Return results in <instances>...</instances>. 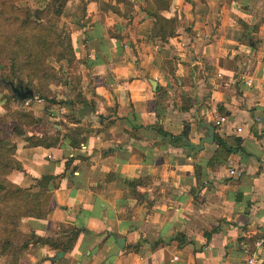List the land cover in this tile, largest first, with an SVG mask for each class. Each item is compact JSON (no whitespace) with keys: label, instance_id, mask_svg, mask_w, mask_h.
I'll list each match as a JSON object with an SVG mask.
<instances>
[{"label":"crops","instance_id":"crops-1","mask_svg":"<svg viewBox=\"0 0 264 264\" xmlns=\"http://www.w3.org/2000/svg\"><path fill=\"white\" fill-rule=\"evenodd\" d=\"M61 20L69 77L54 100L9 97L33 121L6 176L46 199L24 233H79L14 264H245L264 232V0H66Z\"/></svg>","mask_w":264,"mask_h":264},{"label":"rangeland","instance_id":"rangeland-1","mask_svg":"<svg viewBox=\"0 0 264 264\" xmlns=\"http://www.w3.org/2000/svg\"><path fill=\"white\" fill-rule=\"evenodd\" d=\"M4 6L0 14V135L8 139L1 153L9 158L15 129L23 130L33 121L22 103L13 104L9 99L13 97L10 82L22 81L33 88L34 95L54 100V85L69 77L58 61L69 52L67 30L61 20L65 5L61 14L56 13L60 3L54 0H5L0 8ZM18 229L16 239L30 237Z\"/></svg>","mask_w":264,"mask_h":264},{"label":"trees","instance_id":"trees-1","mask_svg":"<svg viewBox=\"0 0 264 264\" xmlns=\"http://www.w3.org/2000/svg\"><path fill=\"white\" fill-rule=\"evenodd\" d=\"M4 1L5 0H0V3H4ZM54 1H59L60 8L56 9V13L61 14L66 0ZM5 9V6L0 8V14L4 12ZM2 78L4 79V76ZM15 131L20 133L19 129H15ZM4 141L6 143H4ZM239 141V138H236V143H239ZM8 143L7 137L0 135V255H10L11 263L14 264L17 261L19 253L36 243H49L62 247L63 249L67 248L76 239L79 230H70L68 239L60 243H56L49 237L44 238L35 233L30 234V237L27 238L16 239L19 235L18 228L22 217H42L45 215L47 209L43 207L46 199L43 198L42 193L32 192L28 188L15 184L7 178L6 174L10 169L19 167L18 162L13 157L14 143L10 144L12 149L10 153L11 157L6 158L5 154H3V152L1 153V149L5 148V145ZM223 145L224 141L220 139L215 157L219 155L225 157L232 150L229 146L225 149L223 154V152H221V147ZM43 179H45V177H42L39 183Z\"/></svg>","mask_w":264,"mask_h":264},{"label":"water","instance_id":"water-1","mask_svg":"<svg viewBox=\"0 0 264 264\" xmlns=\"http://www.w3.org/2000/svg\"><path fill=\"white\" fill-rule=\"evenodd\" d=\"M10 87L13 91V97L19 98V99H24L27 97H33L34 96V90L31 86L28 84H23L22 81H18L16 84L13 82H10ZM205 126L207 128V134L204 135L199 144L192 145L193 147H196L197 149H200L203 147V143L206 142H211L214 140V125L210 123H205ZM125 239L124 237H120L116 240V245L113 251L111 253H115L118 251V249H121L124 246ZM62 251H59L58 253L61 254Z\"/></svg>","mask_w":264,"mask_h":264},{"label":"built area","instance_id":"built-area-1","mask_svg":"<svg viewBox=\"0 0 264 264\" xmlns=\"http://www.w3.org/2000/svg\"><path fill=\"white\" fill-rule=\"evenodd\" d=\"M245 83L247 85H250L252 83V80L250 77H247L245 79ZM33 100H40V98L36 95H34L33 97H27L22 99V104L24 106L29 105ZM226 119L225 116H221L219 117L217 123H221L222 121H224ZM232 173L234 172L233 169L230 170ZM264 247V232L261 233L258 237L255 238L254 240V250L250 253V255L247 256L246 260H245V264H259L257 262V257L256 255L259 253L260 249Z\"/></svg>","mask_w":264,"mask_h":264}]
</instances>
